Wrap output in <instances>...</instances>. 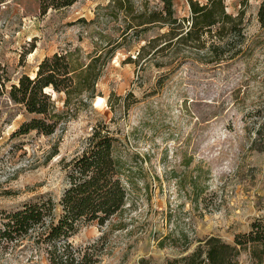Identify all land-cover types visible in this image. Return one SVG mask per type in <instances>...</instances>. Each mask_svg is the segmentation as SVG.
<instances>
[{"label": "rangeland", "instance_id": "rangeland-1", "mask_svg": "<svg viewBox=\"0 0 264 264\" xmlns=\"http://www.w3.org/2000/svg\"><path fill=\"white\" fill-rule=\"evenodd\" d=\"M107 1L76 0L56 9L51 0H5L1 6L0 77L5 90L22 74L34 76L38 63L54 52L79 47L81 60L87 61L108 40L118 39L120 45L103 67L88 105L49 136L31 131L12 137L32 115L13 103L7 91L0 95V209L11 210L40 193L59 198L64 163L85 148L92 127L104 123L118 133L130 159L141 164L145 174L130 189L122 216L127 228L110 234L111 252L101 264H141V259L160 264L190 252L196 239L209 235L232 243L235 234L248 231L253 218L264 214V131L256 135L259 117L254 115L256 109L264 113L260 0H224L226 11L244 12V31L252 50L248 57L216 68L186 62L170 72V65L158 68L145 63L139 68L128 61L157 29L138 39L134 35L122 39V21L111 19L103 9L98 11L102 14L98 23L87 22ZM135 2L139 5L143 0ZM173 4L177 17L188 16L187 0ZM52 97L61 107L59 96L52 92ZM187 158L192 172L198 161L208 168L206 193L222 196L220 206L194 209L166 175L172 169L182 170ZM176 224L188 228L192 237L186 252L157 245V238ZM100 230L104 229L94 224L85 226L72 239L84 242L100 235ZM30 253L28 247L9 249L0 253V264H30ZM37 259L47 264L41 255ZM239 262L248 263L247 252L240 254Z\"/></svg>", "mask_w": 264, "mask_h": 264}, {"label": "trees", "instance_id": "trees-1", "mask_svg": "<svg viewBox=\"0 0 264 264\" xmlns=\"http://www.w3.org/2000/svg\"><path fill=\"white\" fill-rule=\"evenodd\" d=\"M75 1L51 0L50 4L57 9ZM155 1L149 5L148 0H143L138 5L135 0H108L104 6H97L94 18L87 22L98 23L102 19L98 11L103 9L111 19L122 21V39L132 35L138 39L140 34L157 29L156 34L143 40L133 59L128 56V61L139 68L145 63L158 68L170 65V72L186 62L216 68L251 54L243 10L236 14L226 11L224 0H187L189 14L180 18L175 14L173 0ZM4 2L0 0V8ZM257 20L264 26V0H260ZM1 37L0 32V41ZM117 40L104 42L88 55L87 61L81 60L79 47L45 56L36 66L33 77L22 74L8 90L0 77V95L7 91L13 103L32 115L11 136L31 131L49 136L76 118L95 96L103 67L120 45ZM46 88L49 90L45 91ZM52 92L59 96L61 107L57 106ZM262 110H254V115L259 117L255 130L258 136L264 131ZM190 162L191 158L185 159L182 170L172 169L166 175L175 180L179 192L194 209L220 206L222 196L206 193L208 168L198 161L192 172ZM63 169L64 186L59 198L40 193L11 210L0 209V253L28 247L30 264H39L38 255L47 264H101L103 256L110 254L109 236L115 230L127 228L122 216L127 211L130 189L144 178L143 166L132 162L118 133L100 123L92 127L85 148L65 162ZM115 216L119 219L113 220ZM93 224L104 229L100 235L80 243L73 241L83 227ZM176 227L179 225L157 238V245H170L186 252L192 237L188 228ZM196 241L190 252L160 264H242L239 256L243 251L248 254L247 264H264V214L253 218L248 231L235 234L232 243L216 235ZM140 263L147 262L141 259Z\"/></svg>", "mask_w": 264, "mask_h": 264}, {"label": "bare ground", "instance_id": "bare-ground-1", "mask_svg": "<svg viewBox=\"0 0 264 264\" xmlns=\"http://www.w3.org/2000/svg\"><path fill=\"white\" fill-rule=\"evenodd\" d=\"M32 77H33V76H32ZM48 90H49L48 88L45 89V91H48Z\"/></svg>", "mask_w": 264, "mask_h": 264}]
</instances>
